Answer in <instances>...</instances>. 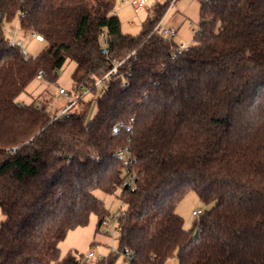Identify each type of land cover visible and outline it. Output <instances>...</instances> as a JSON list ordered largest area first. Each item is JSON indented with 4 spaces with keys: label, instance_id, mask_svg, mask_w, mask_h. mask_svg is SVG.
Wrapping results in <instances>:
<instances>
[{
    "label": "trees",
    "instance_id": "trees-1",
    "mask_svg": "<svg viewBox=\"0 0 264 264\" xmlns=\"http://www.w3.org/2000/svg\"><path fill=\"white\" fill-rule=\"evenodd\" d=\"M170 1L132 35L116 0H0V264H112L119 253L131 264H264V0H201L196 43L178 56L151 34ZM17 17L47 41L37 57L10 45ZM133 51L88 119L93 85ZM68 59L76 95L89 89L69 116L18 99L40 69L53 81ZM131 122L132 133L113 134ZM126 146L128 165L117 153ZM129 172L136 189L123 186ZM119 188V252L61 256L70 230L109 214L95 190ZM190 191L213 206L186 229L176 207Z\"/></svg>",
    "mask_w": 264,
    "mask_h": 264
},
{
    "label": "rangeland",
    "instance_id": "rangeland-1",
    "mask_svg": "<svg viewBox=\"0 0 264 264\" xmlns=\"http://www.w3.org/2000/svg\"><path fill=\"white\" fill-rule=\"evenodd\" d=\"M137 0H116L115 11L121 19V28L124 33L132 35L140 34L142 24L147 19L150 11L157 5L163 4L166 0H148L145 6L136 11L134 2ZM163 16V25L166 27L179 28L176 36L168 35L167 38L179 44L184 39L191 44L196 43V30L200 23V7L201 0H173ZM6 35L9 39L16 38L20 42L22 48L28 51L29 56L37 57L47 46V41L39 40L30 30H24L19 23V18L6 23ZM76 67V62L68 59L65 65L58 71L55 80L51 81L45 75L44 78H36L33 80L26 90L21 93L19 100L24 103H43L48 111L55 115L65 108L72 98L76 97V84L72 78ZM69 91V96L60 93V88ZM103 94V86H97L94 92L95 98L91 102L88 119H90L97 107L96 98ZM95 195L100 198L106 210L114 213L118 210L126 211L127 205L122 201L121 188L115 193L109 194L101 189L95 190ZM213 203H205L201 200L197 192L190 191L177 204L176 211L184 219V227L192 229L195 227L198 218L192 215L194 209L203 211L211 209ZM5 216L0 206V223L5 221ZM99 218L96 213H92L89 223L85 226H78L74 230H70L66 238L60 244L61 256L69 251L85 254L93 243L99 245V248L106 255H109L112 248L119 250V240L111 235H107L98 230ZM113 256V254H112ZM100 259V258H99ZM97 259H93L96 261ZM125 262L124 254H117L112 264H122ZM165 264H178L176 257H171Z\"/></svg>",
    "mask_w": 264,
    "mask_h": 264
},
{
    "label": "built area",
    "instance_id": "built-area-1",
    "mask_svg": "<svg viewBox=\"0 0 264 264\" xmlns=\"http://www.w3.org/2000/svg\"><path fill=\"white\" fill-rule=\"evenodd\" d=\"M148 0H137L134 2V7L135 10L138 11L140 10L142 7L145 6V3ZM173 2V0H172ZM171 2V3H172ZM31 31V30H30ZM199 31V27L196 30V35L198 34ZM34 36L36 38H38L39 40L43 39V35L38 33V32H34L31 31ZM159 34L162 37H167L168 35H171L172 37L176 36V34L178 33V28H174V27H166L163 25V18L156 24V26L154 27V29L152 30L151 34ZM103 35H106V32H103ZM19 42H17L16 38L14 37L13 39H10V45L14 46L16 44H18ZM192 44L186 41H182L179 44H177V47L175 48V52H174V56H178L180 54H182L185 50H187ZM23 54L25 56H29L28 51L23 48ZM134 54V51L131 52L130 54L127 55V57L121 61H116L115 66L109 70L106 74H104L101 78H99L95 84L93 86H108L110 85V83L112 82V79L114 77H116L117 75V69L118 66L121 65L128 57H130L131 55ZM46 75V72L43 69H40L37 73V78H44ZM130 75V73H129ZM118 78L122 81V84L125 86L128 84L129 79L128 76L124 75V74H119ZM89 90V89H88ZM88 90L84 91L81 95H76L75 98H72V100L70 101V103L63 108L61 111H59L57 114L54 115L53 120L57 119L59 117L62 116H69L71 113L72 108L74 107V105L76 104L78 98L82 95H84ZM60 93L65 94L67 96H69V91H67L65 88H60ZM133 121V119H132ZM123 127L126 128V130L130 133L133 132V128H132V122L124 125L123 123H117L114 127H113V134L118 133ZM129 146H126L124 148H121L118 150V154L120 157H125L124 159V164L128 165L129 163V158L127 156V154H129ZM131 186V188L136 189V184H135V174L133 172H129L128 176L126 177V179L123 182V186ZM204 211L201 209H194L192 212V215L196 216L197 218H200V216L202 215ZM123 214L122 210H118L114 213H109L108 215H106L105 217H103L99 223L98 226V230H100L102 233L107 234V235H111L114 238H118V236L121 233V227H120V218L121 215ZM119 252V250H115L114 248H112L110 254L113 253H117ZM109 254V255H110ZM109 255H106L104 252H102L99 248L98 244H94L90 247V249L83 254V259L90 262L93 261V259H97V260H106ZM100 258V259H99ZM131 260L132 257L129 253H127L126 255V261L125 264H131Z\"/></svg>",
    "mask_w": 264,
    "mask_h": 264
},
{
    "label": "crops",
    "instance_id": "crops-1",
    "mask_svg": "<svg viewBox=\"0 0 264 264\" xmlns=\"http://www.w3.org/2000/svg\"><path fill=\"white\" fill-rule=\"evenodd\" d=\"M116 12V11H115ZM178 31H179V28H178ZM182 41H186V40H184V39H181L180 40V42H182ZM186 42H188V41H186ZM190 43V42H189ZM99 218V217H98ZM72 230H74V229H72ZM61 244V243H60ZM94 244V243H93ZM177 261H178V259H177ZM178 264H179V262H178Z\"/></svg>",
    "mask_w": 264,
    "mask_h": 264
},
{
    "label": "water",
    "instance_id": "water-1",
    "mask_svg": "<svg viewBox=\"0 0 264 264\" xmlns=\"http://www.w3.org/2000/svg\"><path fill=\"white\" fill-rule=\"evenodd\" d=\"M107 49L106 48H104V51H106Z\"/></svg>",
    "mask_w": 264,
    "mask_h": 264
}]
</instances>
